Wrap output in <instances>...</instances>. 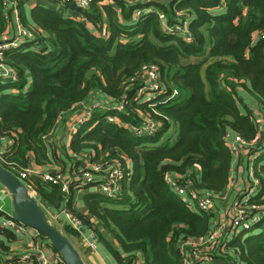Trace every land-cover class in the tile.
Masks as SVG:
<instances>
[{
    "label": "trees",
    "instance_id": "obj_1",
    "mask_svg": "<svg viewBox=\"0 0 264 264\" xmlns=\"http://www.w3.org/2000/svg\"><path fill=\"white\" fill-rule=\"evenodd\" d=\"M27 1L15 0V9L33 37L3 53L16 81L0 83V137L13 142L0 164L14 174L31 162L47 165L43 137L52 135L74 106L94 101L99 105L72 136L69 149L94 163L128 160L130 175L120 197L88 193L84 215L74 207L72 185L65 198L59 186L38 177L24 183L41 205H63L64 212L94 231L118 264H136L138 257L143 264H182V241L207 237L214 215L190 210L164 177L175 173L189 189L221 195L233 160L226 135L258 138L254 117L238 92H248L264 107V0H92L84 10L67 2L61 9L37 6L28 15ZM136 11L141 13L134 19ZM6 12L0 3V42L8 26ZM184 21L187 37L169 32ZM151 66L164 92L141 100L138 91ZM105 101L120 102L122 111L102 107ZM147 120L157 130L134 137L130 128ZM262 139L259 149L264 150ZM254 173L261 193L244 204L250 213L264 210V154ZM260 228L258 223L225 239L228 254L216 258L226 264H236L235 258L264 264ZM0 235L8 232L0 229ZM4 250L0 243L1 264L18 262L16 257L5 262Z\"/></svg>",
    "mask_w": 264,
    "mask_h": 264
},
{
    "label": "built area",
    "instance_id": "obj_2",
    "mask_svg": "<svg viewBox=\"0 0 264 264\" xmlns=\"http://www.w3.org/2000/svg\"><path fill=\"white\" fill-rule=\"evenodd\" d=\"M59 5L71 2L73 5L81 10L87 9L90 6L92 0H52ZM2 6L7 10L5 13V20L8 23L7 29L14 28L13 38H1L0 42V83L2 82H14L16 81V73L9 69L3 60V53L9 51L10 49H16L18 44L25 38L33 37V30L23 27L18 19L17 11L15 9V0H0ZM11 10V12H10ZM149 11V10H148ZM140 11H136L133 14V18L136 19ZM13 15V17H12ZM180 37H187V22L184 21L182 25L175 26L169 29ZM143 86L138 91V98L141 100H148L154 97V94L160 95L163 91L162 83L159 81L157 69L151 66L146 70L143 77ZM172 98L167 97L164 100ZM81 107L80 113L78 114V120L76 124L84 125L92 117L91 112L99 105L93 102H86L79 104ZM104 108H113L117 111H122V104H110L105 101L103 104ZM255 120V126L258 133V138L249 141L237 134L226 135L224 142L228 150L230 151L233 158L236 160L242 152H248L252 162L255 158L258 159L259 156H263L264 150L259 149V144L263 141L264 136V118L260 120ZM110 122L118 120L116 118H110ZM157 124L150 120H147L139 128H130L134 137L147 136L153 134L157 130ZM50 136V135H49ZM49 136L43 137L44 141L47 143ZM5 138L0 137V160L3 155L11 151L12 140L8 139L7 145L1 146V140ZM73 156H76L73 154ZM83 160L85 161L84 167L75 174V178L72 180L73 190H81L86 187H91L96 193L107 196L109 198H118L122 193V184L126 177L130 175V162L124 160L110 159L104 162H91L87 154L83 155ZM253 166V165H252ZM22 182L28 180L31 177H38L43 182L57 185L60 187V191L65 197H67L70 190L69 180H65L61 172L56 171H46L41 172L36 169L26 168L18 171L15 174ZM182 176L176 175L175 173H167L164 177L166 184L169 186L172 192H174L178 197H180L187 205L190 210H203L208 212H213L215 210V199L222 198L225 199V194L213 195L209 193L200 194L193 189H189V183L184 185L181 183ZM247 186L240 190L238 196L232 203L229 213L228 225H214L212 231L205 238L194 240L186 239L182 241L180 246L182 264H214L216 260V255H226L228 251L222 246V243L228 237H233L239 234L241 231H250L253 225L261 223L264 220V210L250 213L247 206L244 204L255 194L261 193V181L255 176L254 167H249L248 169V179ZM24 185L27 189L33 193L29 185ZM35 196V194H34ZM219 196V197H217ZM196 209V210H195ZM260 208H257V210ZM3 205H0V213L2 214L0 229L4 231H9L13 234L26 236L28 238H35L40 240L41 235L34 229L26 227L23 223L16 220L12 213L3 214ZM68 220L77 226L79 230L81 227V222L70 214L66 213ZM92 242L90 244L92 249L96 248V243L93 241L94 236H90ZM43 239V238H42ZM46 244L42 241L36 242L35 245L26 251L22 257V260L18 259V263L30 262L33 264H51L47 257ZM48 245V244H47ZM236 264L238 263L234 259ZM53 264H64L61 258L58 256Z\"/></svg>",
    "mask_w": 264,
    "mask_h": 264
},
{
    "label": "crops",
    "instance_id": "obj_3",
    "mask_svg": "<svg viewBox=\"0 0 264 264\" xmlns=\"http://www.w3.org/2000/svg\"><path fill=\"white\" fill-rule=\"evenodd\" d=\"M11 1V0H9ZM40 6L43 8H53V9H61V5L52 1V0H28L25 4L26 14L30 13V10ZM11 11V10H10ZM13 17V15H12ZM14 28L6 29L4 34L1 36L5 38H13ZM238 95L242 98L243 104L251 111L254 119L260 120L264 118V107L258 103V101L253 98L248 92L239 90ZM242 104V105H243ZM241 106L242 111L244 112L246 108L245 106ZM79 104L74 106L68 113L64 114L58 121L55 131L52 135L49 136L47 140L48 144V156L49 163L45 166L35 165L33 162L30 163L28 168L36 169L41 172L48 171H56L61 172L64 176L65 180H69L70 185L73 186L72 180L75 178L76 172H79L85 165V161L83 160V155L73 156L71 150L69 149V144L72 139V136L78 131L80 125H72L69 124L73 115L77 114ZM8 142V138L1 140V146H6ZM230 152V151H229ZM232 164L230 168L229 181L227 185V189L224 192L225 199L217 198L215 199V210L212 212L214 215L213 222L215 225H228L230 208L232 206L233 201L240 196V190H243L248 182V169L249 167H255L257 165V159L252 162V159L248 152H242V154L235 160L232 157ZM253 165V166H252ZM75 191V199H74V207L82 214H87L85 205L83 203L84 195L88 193L95 192L93 188L86 187L81 190ZM204 193V192H203ZM65 197V196H64ZM219 197V196H217ZM36 198V195H35ZM67 198V197H65ZM9 195L7 191L0 185V205H3V214L11 213V204L9 202ZM37 199V198H36ZM38 200V199H37ZM39 202V201H38ZM40 203V202H39ZM41 204V203H40ZM46 211V214L51 222L53 219L54 225L59 229V231L68 238V240L72 243V245L77 249L83 261L86 264H118L114 257L110 254L107 248L100 241L98 235L87 228L86 226H81L80 229H77V226L72 224L67 216L66 212H64L63 205L60 209L52 208L49 206L42 205ZM9 207V211L7 210ZM196 210V209H195ZM198 211V210H196ZM2 214L0 213V223H1ZM91 222L96 227L99 228L98 224L95 220L91 219ZM52 223V222H51ZM261 231H264V220L261 222ZM100 233L104 239L108 241L110 245L114 247H118L117 243L109 237V235L105 234L99 228ZM8 235L1 236L0 235V243L4 245L5 248V256L3 260L11 261L16 257V260H22V257L26 251H28L31 246L35 245L36 242L42 241L44 239L40 238L37 240L35 238H28L21 235L13 234L9 231ZM260 232V230H259ZM256 232L254 234H257ZM91 235L94 236L93 241L96 243V248L92 249L90 244L92 242ZM46 246L47 257L51 264H53L54 260L59 256L56 254L49 245ZM236 259V258H235ZM238 261V260H236ZM10 263L7 264H33L30 262L26 263ZM231 262V261H229ZM232 263V262H231ZM239 263V261H238ZM1 264V262H0ZM136 264H143V261L138 257ZM214 264H226L224 259H218Z\"/></svg>",
    "mask_w": 264,
    "mask_h": 264
},
{
    "label": "water",
    "instance_id": "obj_4",
    "mask_svg": "<svg viewBox=\"0 0 264 264\" xmlns=\"http://www.w3.org/2000/svg\"><path fill=\"white\" fill-rule=\"evenodd\" d=\"M0 185L9 195L11 213L16 220L42 234L64 264H86L68 238L50 222L44 207L31 195L22 180L1 164Z\"/></svg>",
    "mask_w": 264,
    "mask_h": 264
},
{
    "label": "rangeland",
    "instance_id": "obj_5",
    "mask_svg": "<svg viewBox=\"0 0 264 264\" xmlns=\"http://www.w3.org/2000/svg\"><path fill=\"white\" fill-rule=\"evenodd\" d=\"M80 110H81V107H80V105L78 106V110H77V114L76 115H73L72 117V119H71V122L69 123V124H71V126L72 125H76V122H77V120H78V114L80 113ZM91 115H93V111L91 112ZM108 119H109V117H108ZM78 125V124H77ZM82 126V125H81ZM47 144V143H46ZM77 173V172H76ZM30 192V191H29ZM31 193V195H33L34 196V192L32 193V192H30ZM35 197V196H34ZM9 202H10V199H9ZM10 204H11V202H10ZM7 210L9 211V207H7ZM51 222L53 223V219H51ZM54 224V223H53Z\"/></svg>",
    "mask_w": 264,
    "mask_h": 264
}]
</instances>
